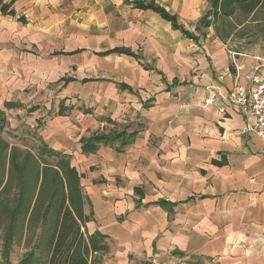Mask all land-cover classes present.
Listing matches in <instances>:
<instances>
[{"label": "crops", "instance_id": "0c3cea01", "mask_svg": "<svg viewBox=\"0 0 264 264\" xmlns=\"http://www.w3.org/2000/svg\"><path fill=\"white\" fill-rule=\"evenodd\" d=\"M209 10V0H0V111L39 112L40 130L54 92L53 124L67 120L71 89L89 104L76 109V140L72 125L56 129L57 148L34 136L77 170L85 230L109 247L101 264H264V138L244 133L254 118L228 101L251 73L199 26ZM90 120L130 143L82 153L99 134Z\"/></svg>", "mask_w": 264, "mask_h": 264}, {"label": "trees", "instance_id": "16d2710c", "mask_svg": "<svg viewBox=\"0 0 264 264\" xmlns=\"http://www.w3.org/2000/svg\"><path fill=\"white\" fill-rule=\"evenodd\" d=\"M209 2L210 10L199 21L204 29L212 27V19L218 15L228 18L239 11L254 16L259 7H264V0ZM1 8L2 13L7 12V8ZM147 9L178 29L176 18L160 7ZM114 52L132 56L128 50ZM4 107L10 110L19 105ZM4 122L5 113L0 111V135ZM132 135L115 131L92 135L81 140L82 153L95 152L99 144H117V150H121L130 143ZM36 154L10 146L0 136V264H11L14 244L27 249L17 264H101V257L109 247L105 236L89 235L85 230V197L77 170L70 167L66 154L53 151L43 143Z\"/></svg>", "mask_w": 264, "mask_h": 264}, {"label": "rangeland", "instance_id": "374dc122", "mask_svg": "<svg viewBox=\"0 0 264 264\" xmlns=\"http://www.w3.org/2000/svg\"><path fill=\"white\" fill-rule=\"evenodd\" d=\"M212 24L218 38L227 46L228 50L233 53V58L242 63L241 65L243 68H249V73H253L259 68H264V7H259L254 13V16H247L239 11H236L232 17L228 18L218 15L212 19ZM94 92V89L86 90V94L89 98L94 95ZM57 96L60 95L54 92L50 98L45 100L46 106L39 109L40 114L44 115L45 118V121L41 122L44 125L40 130H37L38 128L36 125L37 119L40 117L38 116L39 112H37L34 117V115L27 114L26 111L23 110L6 111L5 128L0 135L1 138L10 146H16L22 150H29L34 155H37V149L40 145V140L35 136L41 137V139L48 143V146L51 145L53 148H57L59 144L57 139L60 141L61 139L60 136H55L54 138L56 129L65 130L72 125V131L75 133V137L73 138L76 140L83 131L81 128L85 127L80 125V127H76L75 129V125L71 124L75 121L84 119L80 115L81 113L76 109L82 107L83 104L85 107L89 108V104L88 102L83 103L81 101L83 96L76 90L71 89L68 91V98H66L65 101L66 108L72 106V110H70L68 112L69 114L66 116L67 120L62 119L59 123L53 124L52 121L57 112L59 101ZM126 119L125 117V119H121L120 122L116 123L124 128H128L130 122L127 121V123H123ZM89 122L91 124L87 129L88 132L91 133L96 131L94 128L96 125L92 123L91 120ZM109 124L103 125L104 128H99L96 132H99V134L108 131L113 132V123L111 122ZM25 248H23L22 245L14 244L12 253L10 254L11 264H17L22 259L21 256L27 252Z\"/></svg>", "mask_w": 264, "mask_h": 264}, {"label": "built area", "instance_id": "2783aa9c", "mask_svg": "<svg viewBox=\"0 0 264 264\" xmlns=\"http://www.w3.org/2000/svg\"><path fill=\"white\" fill-rule=\"evenodd\" d=\"M228 101L243 117L254 118V123L248 124L244 133L251 132L260 139L264 138V74L251 73L248 86L236 84Z\"/></svg>", "mask_w": 264, "mask_h": 264}]
</instances>
